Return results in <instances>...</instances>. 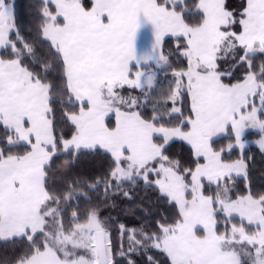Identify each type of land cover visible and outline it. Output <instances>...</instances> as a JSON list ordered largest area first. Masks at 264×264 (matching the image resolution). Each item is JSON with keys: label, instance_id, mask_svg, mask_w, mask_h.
Returning a JSON list of instances; mask_svg holds the SVG:
<instances>
[{"label": "snow or ice", "instance_id": "6c2138e0", "mask_svg": "<svg viewBox=\"0 0 264 264\" xmlns=\"http://www.w3.org/2000/svg\"><path fill=\"white\" fill-rule=\"evenodd\" d=\"M37 2L29 42L14 0H0V241L22 244L0 264H120L89 193L103 185L105 198L131 200L141 182L172 216L152 232L120 224L121 259L157 250L168 264H264V192L231 195L236 177L247 181L246 130L258 129L264 153V59L255 63L264 0ZM145 28L151 41L140 50ZM166 36L186 63L164 53ZM221 135L239 158L224 159ZM174 140L190 146L188 166L167 154ZM86 153L105 156L108 168L69 181ZM146 264L157 262L147 255Z\"/></svg>", "mask_w": 264, "mask_h": 264}, {"label": "trees", "instance_id": "16d2710c", "mask_svg": "<svg viewBox=\"0 0 264 264\" xmlns=\"http://www.w3.org/2000/svg\"><path fill=\"white\" fill-rule=\"evenodd\" d=\"M24 2L28 5L29 9L37 13V10L39 9V4H37L36 8L34 7V4H36L37 0H24ZM189 4H191L192 0H188ZM227 3L230 7L235 8L239 5L240 0H227ZM34 17V16H33ZM32 38L35 39L34 33L32 32ZM13 39L14 35H13ZM176 47V41L171 38L167 37L164 39L163 43V50L165 54L171 53V60L176 63H186L182 60V58L179 57L178 53L175 51ZM4 50H0V55H4ZM262 59L264 57L257 56L255 63L257 66L261 63ZM223 66V62H222ZM224 67V66H223ZM135 69V68H133ZM170 69L168 72L170 73ZM241 73L237 72L236 77H239ZM151 105H149L148 109H146V113L150 114ZM63 111V108L58 107V111L56 113L57 118H59L61 112ZM65 131L70 135V130L65 126ZM2 134V133H0ZM260 134L255 132H247L244 136V139H254L257 140L259 138ZM215 139V147L218 149L221 147H224L226 150L223 154L225 160H235L241 156V152L234 148L231 152L227 151V145L229 143H234V139L230 140L227 136H220ZM248 153V152H247ZM167 154L170 155L173 159H178L182 162L184 166H188V162L191 159V150L190 146L187 145L184 142L181 141H172L167 149ZM246 152H243V158L245 162L247 159L245 158ZM108 168V160L105 158V156L99 154V153H86L81 155L79 161L74 166L72 171L68 174L67 179L74 180V179H81L84 182H89L97 177H102L106 169ZM258 171V170H257ZM260 176L262 175V171H258ZM235 175V174H234ZM255 175V174H254ZM255 179V181H254ZM254 179H250L247 181L243 176H238L235 178L234 181L231 182V195L233 198L237 195H243L248 191V188L253 190L250 187V183H257V176L255 175ZM259 181V180H258ZM140 186H137L133 193H132V199L129 200L122 195L119 194H109L107 198L104 196V189L103 185L96 191L89 193L91 197V203L92 205L96 206L99 210L100 216H103L105 218V223L108 224L110 227L111 233H112V241L115 242L114 251L118 253L120 249V233H119V225L125 224L126 227L132 228H143L146 229L148 232L154 231L153 228L156 227V221L160 219H163L165 217H169L168 215L163 214L164 210L166 209L167 212L170 211V209L166 206V203L162 200H158V192L154 191L153 188H145L142 182L140 183ZM246 184L248 187H246ZM205 185V194H210L209 186L207 181H204ZM211 190H215V186H211ZM254 192V190L252 191ZM256 192V191H255ZM258 192H262V190H258ZM151 193V194H150ZM150 194V195H149ZM144 197L146 199H144ZM145 201V203H150L151 207H143L141 209V215L137 216L134 215L133 211L127 212L128 215H123V209L124 207H132L135 206V203L137 201ZM82 207L84 206V202H81ZM146 205V204H145ZM148 205V204H147ZM152 205H155V211H153ZM71 211V210H69ZM163 211V212H162ZM238 218H236V222H238ZM116 235V236H115ZM124 250L127 251L128 244H127V236H124ZM22 250V244L17 241L15 243L12 242H4L0 241V259H3L5 256H12L14 254H19V252ZM118 250V251H117ZM147 255L153 256L154 261L157 262V264H168V260L166 256L157 251V250H149L146 255H141L138 253H133L129 257H126L124 259H121L120 256L117 257V261L120 262V264H127L128 259H132L135 261V264H146L147 261Z\"/></svg>", "mask_w": 264, "mask_h": 264}, {"label": "rangeland", "instance_id": "374dc122", "mask_svg": "<svg viewBox=\"0 0 264 264\" xmlns=\"http://www.w3.org/2000/svg\"><path fill=\"white\" fill-rule=\"evenodd\" d=\"M14 3H15L16 24H17V27L20 29V34L25 40H27L29 42H32L33 38H32V34L31 33L33 32L34 36L36 38V29H37V27L39 25V22H40V21H37V20H39V18H38L39 9L37 10V13H35V10L34 11L30 10L28 5L24 2V0H14ZM37 4H38V2H36V4H34L35 8H36ZM14 38H15V35H14ZM223 66H224V68H227L228 64L223 62ZM163 75L164 74L161 73V79L163 78ZM167 86H168V81L167 80H162V83L157 86L156 92H159L161 88L166 89ZM133 94H135V93H133ZM256 141L257 140H253L251 142V145L253 146V148H250L248 150V156L246 158L247 159L246 163L248 165L247 173H249L251 178H255V175H253V173H254V169L253 168H256L258 164H264V153L261 152V150L259 149V146L256 143ZM248 143H250V142H248ZM249 169H250V172H249ZM263 172H264V170H263ZM142 184H143V182H142ZM140 185L141 184H139L138 186H140ZM257 185L259 186L258 188H261V186L264 185V176H263V178L259 179ZM258 188L256 189V187H255V191L258 190ZM144 199H146V198L144 197ZM148 206L151 207L150 203H145V201L139 200V201H137L135 203V206L124 207L123 215L124 216L128 215L127 212H129V210H130V211L134 212L133 213L134 215L139 216V215H141V209L143 207H148ZM155 207H156L155 205H152L153 211H155ZM163 214L168 215L169 218H171V216H172L171 210L169 212H167L166 209H165ZM100 218L102 219V221H105V218L103 216H100ZM159 220H162V219L159 218ZM153 230H155V228H153ZM115 245L116 244L114 242L113 243V247H116ZM118 256L119 255L117 253V257Z\"/></svg>", "mask_w": 264, "mask_h": 264}, {"label": "crops", "instance_id": "0c3cea01", "mask_svg": "<svg viewBox=\"0 0 264 264\" xmlns=\"http://www.w3.org/2000/svg\"><path fill=\"white\" fill-rule=\"evenodd\" d=\"M165 38H167V36L165 37ZM150 41H151V31H150V29H148V28H145V29H143L142 31H141V33H140V35H139V38H138V41H137V46H138V48L140 49V50H143V49H145L146 47H148L149 46V44H150ZM132 71H136V69H132ZM258 103V102H257ZM247 132H255V133H259V131H258V129H248V130H246V132H245V134L247 133ZM221 136H224V135H221ZM259 138H260V136H259ZM258 138V139H259ZM257 139V140H258ZM254 139H245V141H246V146H245V148H244V150H243V152H246V154H245V158H247V156H248V150L250 149V148H253V146L251 145V142L253 141ZM174 141H179V140H174ZM181 142H183V141H181ZM248 142H250V143H248ZM184 143H186V142H184ZM248 143V144H247ZM238 149V148H237ZM255 149V148H254ZM239 150V149H238ZM258 150V149H257ZM240 152H241V150H239ZM250 166V165H249ZM251 167V166H250ZM258 168H253L254 169V173H253V175L255 174L256 176H257V183L255 184V183H253L252 182V184L250 183V187L254 190V193H259L258 192V190H262V192H264V185L263 186H261V188H258L259 186L257 185L258 184V180L260 179V178H263V176H264V172H263V170H264V164H259L258 166H257ZM262 171L263 173H262V175L260 176V174H259V172L258 171ZM249 172H250V169H249ZM242 176V175H241ZM247 179L248 180H250V179H254V178H251L250 177V175H249V173H247ZM254 181H255V179H254ZM255 187H256V189L258 188V190H256V192H255ZM252 190V191H253ZM238 218V217H237ZM239 219V218H238Z\"/></svg>", "mask_w": 264, "mask_h": 264}, {"label": "flooded vegetation", "instance_id": "af4514ba", "mask_svg": "<svg viewBox=\"0 0 264 264\" xmlns=\"http://www.w3.org/2000/svg\"><path fill=\"white\" fill-rule=\"evenodd\" d=\"M37 21H39V20H37ZM37 23H38V22H37ZM258 165H259V164H258ZM258 165H257V166H258ZM256 168H258V167H256Z\"/></svg>", "mask_w": 264, "mask_h": 264}]
</instances>
